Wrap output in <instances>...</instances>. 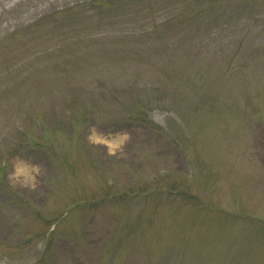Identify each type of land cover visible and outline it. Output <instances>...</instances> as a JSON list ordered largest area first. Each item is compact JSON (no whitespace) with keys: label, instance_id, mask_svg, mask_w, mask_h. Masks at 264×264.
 Returning <instances> with one entry per match:
<instances>
[{"label":"rangeland","instance_id":"374dc122","mask_svg":"<svg viewBox=\"0 0 264 264\" xmlns=\"http://www.w3.org/2000/svg\"><path fill=\"white\" fill-rule=\"evenodd\" d=\"M122 1L0 0V264H264V0Z\"/></svg>","mask_w":264,"mask_h":264},{"label":"trees","instance_id":"16d2710c","mask_svg":"<svg viewBox=\"0 0 264 264\" xmlns=\"http://www.w3.org/2000/svg\"><path fill=\"white\" fill-rule=\"evenodd\" d=\"M138 2V0H131L129 3L128 2H120L121 4L120 5H122V6H124V5H129V7H128V9H130L131 8V10H130V12H128V14L129 13H133V12H131V11H133L132 10V8L133 7H136V5H134L133 7H132V5L133 4H136ZM119 10L120 9H124V8H122L121 6H118L117 7ZM126 8V7H125ZM127 9V8H126ZM113 12H118V10L116 9V8H114V11ZM82 13H87V12H82ZM99 15V17H98V19H96V17H95V15L92 17L91 15H89V16H85V17H83V18H79L80 20H78L79 22L78 23H73V21L71 22V23H69V21H68V25L69 26H66V27H70L71 29H68V30H65V29H63L62 30V33L60 34V35H63V37L65 38V37H67L71 32H77V33H80V30L81 31H85L86 30V28H87V26H88V24H90V21L91 22H93L95 19L96 20H98V22L99 21H102V20H105L106 19V21H109V19H111L110 17H108V16H106V15H103V14H98ZM121 14H117V15H115V16H120ZM115 16H111V17H115ZM87 18H89V19H87ZM73 20V19H72ZM80 21L82 22V24L80 23ZM87 21H89V23L87 22ZM88 24H87V23ZM114 23H116V24H121L122 22H114ZM67 24V23H66ZM75 25V27L73 26V25ZM76 27H80L79 28V30H76ZM65 30V31H64ZM84 33V35H86V36H89V33L87 32V31H85V32H83ZM82 35V34H81ZM71 43H73V42H71ZM70 47V46H69ZM68 47V48H69ZM67 48V50H69ZM55 50H53L52 52H54ZM110 51H118V52H124V49H119V48H116L115 50L114 49H112V50H110ZM51 52V53H52ZM50 53V54H51ZM70 53H72V54H70ZM68 54H69V56H66L65 58H68L69 60L68 61H71V62H64L65 63V65H68V64H72L73 62H74V59H78V60H80V58L82 57L81 55L83 54L82 53V51H80V50H76L75 48H72L69 52H68ZM135 54V53H134ZM95 86H92V87H87L86 89H84V93H92L93 92V88H94ZM104 88V87H103ZM108 93H110L111 94V92H109L106 88H104ZM130 89V88H129ZM128 89V90H129ZM137 102L139 103V99H137ZM139 108V107H138ZM138 108L136 107V106H132V107H130V108H128V110H126V111H128V114H125V120H131V121H133V122H139V123H143V124H148V123H150V121L147 123V119H146V115H145V112H144V110L142 109V110H140V111H138V112H136L137 110H138ZM40 115V114H39ZM30 117L32 118V121H33V123L35 124V125H37L40 129H41V133H42V135H43V137L45 138V136L47 135L46 134V132H47V127H46V125H45V122H43L42 120V117L41 116H33V115H31L30 114ZM84 118V120H86V116H83ZM65 118H67V116H66V114H65ZM81 119H82V116H81ZM83 120V121H84ZM82 121V122H83ZM81 123V120H79V121H76L74 124H72L71 125V129H72V131H74V130H76L77 129V127H78V125ZM27 134H24L23 132H18V135L17 136H19L20 138H26V139H23L24 141H26V144L28 145V144H30V145H33L34 146V144H31L30 142H28L29 141V139L28 138H31V136L29 137V135H27ZM46 139V138H45ZM7 187V186H6ZM6 187L4 186V185H1V183H0V190H4V194L5 195H7V193H8V189H6ZM2 193V192H1Z\"/></svg>","mask_w":264,"mask_h":264},{"label":"bare ground","instance_id":"6f19581e","mask_svg":"<svg viewBox=\"0 0 264 264\" xmlns=\"http://www.w3.org/2000/svg\"><path fill=\"white\" fill-rule=\"evenodd\" d=\"M102 140H104V141L108 142V140H106V139H102ZM115 144H117V142H115Z\"/></svg>","mask_w":264,"mask_h":264}]
</instances>
